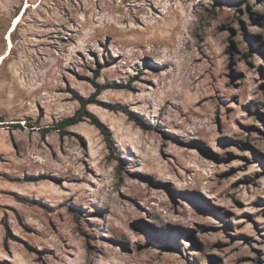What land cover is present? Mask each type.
Instances as JSON below:
<instances>
[{
  "label": "rangeland",
  "instance_id": "374dc122",
  "mask_svg": "<svg viewBox=\"0 0 264 264\" xmlns=\"http://www.w3.org/2000/svg\"><path fill=\"white\" fill-rule=\"evenodd\" d=\"M22 10L0 264H264V0H0V54Z\"/></svg>",
  "mask_w": 264,
  "mask_h": 264
},
{
  "label": "trees",
  "instance_id": "16d2710c",
  "mask_svg": "<svg viewBox=\"0 0 264 264\" xmlns=\"http://www.w3.org/2000/svg\"><path fill=\"white\" fill-rule=\"evenodd\" d=\"M116 87H122V85H115ZM95 92L87 98L80 97V107L74 111L70 116L64 117L57 122L55 129H58L61 135L66 134L65 128L71 125H75L85 119H88L92 125H94L106 140H109L110 132L108 127L91 111L88 110L87 105L96 102L95 96L102 90V86L95 85ZM105 107L117 108L116 106L105 103Z\"/></svg>",
  "mask_w": 264,
  "mask_h": 264
},
{
  "label": "bare ground",
  "instance_id": "6f19581e",
  "mask_svg": "<svg viewBox=\"0 0 264 264\" xmlns=\"http://www.w3.org/2000/svg\"><path fill=\"white\" fill-rule=\"evenodd\" d=\"M27 5L24 6L23 9L26 8ZM24 10L21 11L20 14L16 15L15 18L13 19L10 27H9V30L8 32H6V36H5V39H6V43H7V47L5 49V51L0 54V66L2 65L3 61L9 56L10 54V51H11V48L13 46V43H12V39H11V33L13 32V30L15 29V27L17 26L21 16H22V13H23Z\"/></svg>",
  "mask_w": 264,
  "mask_h": 264
}]
</instances>
